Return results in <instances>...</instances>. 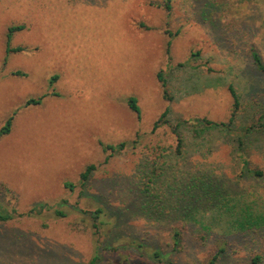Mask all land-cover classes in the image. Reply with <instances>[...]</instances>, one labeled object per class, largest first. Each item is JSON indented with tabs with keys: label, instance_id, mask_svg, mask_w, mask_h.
Instances as JSON below:
<instances>
[{
	"label": "rangeland",
	"instance_id": "1",
	"mask_svg": "<svg viewBox=\"0 0 264 264\" xmlns=\"http://www.w3.org/2000/svg\"><path fill=\"white\" fill-rule=\"evenodd\" d=\"M157 2L163 0H0V130L13 118L0 138V208L16 212L0 220V264H89L116 228L115 210L128 214L118 244L168 248L180 224L138 201L144 173L155 165L178 178L211 170L248 201H264V72L252 56L257 51L264 63V0H173L170 11ZM18 25L25 27L8 42ZM231 87L240 96L234 128L244 134L254 126L243 153L261 176L242 171L234 133L198 120L228 122ZM31 99L39 102L27 104ZM165 110L167 123L154 130ZM121 142L127 146L120 152L104 149ZM91 164L83 187L81 173ZM153 192L163 198L162 189ZM38 203L68 215L22 214ZM100 206L111 222L104 226L92 215ZM184 233L175 263L207 264L217 233L203 238L190 225ZM249 235L229 236L231 255L217 264L264 255L262 233ZM111 256L100 264H114Z\"/></svg>",
	"mask_w": 264,
	"mask_h": 264
},
{
	"label": "trees",
	"instance_id": "2",
	"mask_svg": "<svg viewBox=\"0 0 264 264\" xmlns=\"http://www.w3.org/2000/svg\"><path fill=\"white\" fill-rule=\"evenodd\" d=\"M172 1L173 0H163L162 3L157 2L156 5H163L170 11L173 6ZM24 27V25L11 27L8 32V42L11 41L14 31L21 30ZM16 50H22V48L19 47ZM252 56L257 67L264 72V63L259 53L253 50ZM158 79L162 83L165 95H167V80L161 73H158ZM231 90L234 98V109L228 122H216L206 118L198 120L201 122V126L205 128L211 129L221 127L227 133H234L235 136L233 140L237 142V149L240 152V159L243 162L242 171L248 172L251 174L250 176H261L262 171L252 167L246 154L243 153L244 138L249 137V134L254 131L255 128L250 125L248 128L243 129L244 134H239L237 129L234 128L235 119L237 118V112L240 107V96L233 87H231ZM38 102L39 99H31L27 104ZM137 103L136 97H131L129 99L130 108L140 113V107ZM168 113L169 110H165L162 113L161 117L154 123V130L162 125V123H167L163 118ZM12 121L13 118L11 116L6 125L0 130V138L12 131ZM180 125L181 124H177L173 128L174 134L178 137V144L176 147L178 153H180L184 147V137L179 130ZM126 146V142H121L116 145H105L104 149L111 150V154H113L120 152ZM94 169L95 165L91 164L81 173L80 180L83 187H86V183ZM151 170V172L145 171L141 186L137 189L138 201H141V209H146L153 215L158 213L170 223L180 224L172 234V244H170L168 248H162L149 243L136 241L129 243L125 247L121 246L118 244V241L122 238L117 228L125 223L128 214L127 212L115 210L113 217L115 218L114 226H116V228L109 236V240H107L102 247L98 246L99 248L96 250L95 256L89 264H100L103 258L106 260L108 259L107 257L112 259L111 255L118 257L114 264H143L142 262L144 260L149 264H176L173 259V254L181 249V244H184V229L186 225L193 227L198 226L202 232V237L203 234L206 236V234L208 235L211 232L217 233L213 244V251L208 257L207 264H217L222 257H229L231 255L229 253L230 244L228 241V237L231 235L238 236L241 232H245L248 235L253 234V232H261L262 236H264V201H248L245 194L238 192L235 185L230 183L226 176L215 174L211 170H206L200 172V175H191L189 178H178L177 176H170L165 166L161 167V165H155ZM243 175L242 173V176ZM67 186L73 188L74 184L67 183ZM154 187L163 190V198L157 197L159 193L153 192ZM199 187L203 188L204 191L194 196L195 189ZM259 201L263 205H260ZM45 211H51L56 217H66L68 215L65 210L52 208L47 203H38L28 212L22 214L37 217L42 215ZM105 212L106 210L102 206L92 211L96 226H99V224L100 226H104L105 224L111 223L110 220H103ZM15 217L16 212L12 213L6 209L0 208V220L8 221ZM150 218L152 219L153 217ZM216 227L220 230L215 231ZM201 236H199V238L203 241L204 237L202 238ZM207 238L208 237H205V239ZM193 241L198 243V240L194 238ZM137 252L140 253L141 259L135 261L137 258L132 255H137ZM263 257V254H256L250 258L249 264H259L262 262Z\"/></svg>",
	"mask_w": 264,
	"mask_h": 264
}]
</instances>
